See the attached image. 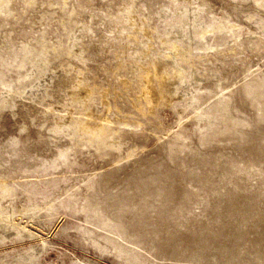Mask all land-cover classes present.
<instances>
[{
	"label": "rangeland",
	"instance_id": "1",
	"mask_svg": "<svg viewBox=\"0 0 264 264\" xmlns=\"http://www.w3.org/2000/svg\"><path fill=\"white\" fill-rule=\"evenodd\" d=\"M0 264H264V0H0Z\"/></svg>",
	"mask_w": 264,
	"mask_h": 264
}]
</instances>
